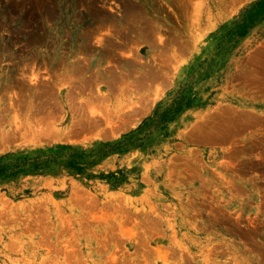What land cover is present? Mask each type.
<instances>
[{
	"label": "rangeland",
	"instance_id": "obj_1",
	"mask_svg": "<svg viewBox=\"0 0 264 264\" xmlns=\"http://www.w3.org/2000/svg\"><path fill=\"white\" fill-rule=\"evenodd\" d=\"M0 264H264V0H0Z\"/></svg>",
	"mask_w": 264,
	"mask_h": 264
}]
</instances>
